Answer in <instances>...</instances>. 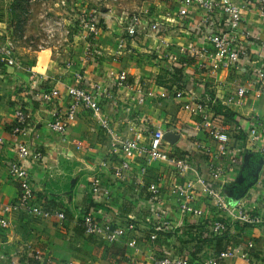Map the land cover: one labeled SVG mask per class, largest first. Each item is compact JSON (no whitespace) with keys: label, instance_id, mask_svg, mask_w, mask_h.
Instances as JSON below:
<instances>
[{"label":"crops","instance_id":"crops-1","mask_svg":"<svg viewBox=\"0 0 264 264\" xmlns=\"http://www.w3.org/2000/svg\"><path fill=\"white\" fill-rule=\"evenodd\" d=\"M105 8L101 34L91 43L82 36L71 38L61 53L50 49L31 52L22 48L17 53L22 69L0 67L3 89L0 96V205L14 201L19 193L18 183L9 177L8 167L16 159L11 128L16 111L23 108L30 114L34 128L31 135L19 136L17 141H26L30 147L45 152L44 159L30 166L29 172L35 203L52 213L48 219H37L22 212L7 215L8 228L0 227V254L6 257L3 264H34L29 259L31 253H43L54 264H150L152 258L167 257L182 243L179 237L171 235L154 244L149 241L146 219H149L150 213L144 205L148 196L147 186H161L162 206L175 217L177 202L169 194L170 186L194 175L191 172L185 178H179L170 155H188L193 167H202L203 160L197 152V145L203 143L215 148L201 128L202 119L183 107L188 100H202L201 95L205 93L213 95L211 88L214 80L206 72L195 68L176 70L174 76L170 75L166 56L169 50L161 47V40L169 43L170 49L178 50L179 47H188L195 39L184 27L181 28L176 8L167 7L161 0H136V13L147 10L148 14L143 15L137 36L119 54H116L117 44L124 34L125 24L120 18L123 8L121 13L109 5ZM43 9L40 7L34 16L40 31ZM190 15L196 21L202 17L201 13L191 12ZM11 21L12 17L6 11L3 17L0 16V23L5 27H13ZM149 21L163 25L160 39L154 38L148 30ZM32 22L31 19L27 22L24 33L31 31ZM87 47L96 53L90 60L84 59ZM65 54L69 59H65ZM109 71H125L130 85V89L115 91L118 99L116 106L109 103L105 108V114L116 130L131 137L127 129L131 123L136 125V130L154 127L166 135L162 147L165 159L149 168L140 186L136 185V171L129 173L125 179L114 177L113 168L119 157L113 153L108 140L98 131L89 114H79L64 136L54 135L45 128L49 115L35 97L41 90H63L73 85L74 75L78 72L84 75L86 82H98L103 87H109ZM221 78L228 83L233 78L241 81V77L235 78L224 72L219 73ZM17 86L22 90H18ZM177 92H182L181 98H175ZM227 112L233 115L234 120L238 119L237 124L243 130L240 133L227 131L229 151L237 160L234 167H229L227 159L222 160V165L228 169L223 179L224 195L231 206L241 199L264 214V164L248 143L246 131L253 121L251 117L256 116L264 122V99H246L242 107H232ZM141 132L143 139H148ZM248 154L253 156L250 158ZM96 176L100 179L102 190L109 193L107 199L91 194L92 180ZM57 213H63L64 218H58ZM85 214L119 227L133 225V229L118 242L106 244L84 234L81 218ZM244 240L255 243V264H264L263 232L246 230ZM131 242H134L132 247L129 246ZM199 251L200 247L197 248ZM224 264L246 263L231 261Z\"/></svg>","mask_w":264,"mask_h":264},{"label":"built area","instance_id":"built-area-1","mask_svg":"<svg viewBox=\"0 0 264 264\" xmlns=\"http://www.w3.org/2000/svg\"><path fill=\"white\" fill-rule=\"evenodd\" d=\"M30 1L32 2L27 0ZM161 2L167 7L177 9L181 28L184 27L195 37L188 47H179L178 50L170 49L169 43L161 40V47L169 50L166 56L170 75L174 76L176 70L195 68L199 72H206L214 80L211 88L213 95L205 93L201 95L203 98L200 97L202 100H188L183 108L198 114L203 122L201 128L215 144V148L203 143L197 145V152L203 160L202 167H193L188 155H170L179 178H185L191 172L194 175L193 178L170 186L169 194L175 197L177 202L175 217L162 206L161 186H147L148 196L144 205L150 213L149 219H146L150 232L149 241L154 244L166 235L182 240L177 249L171 250L170 255L152 258L150 264H224L231 261L255 264V243L251 240L245 241L244 235L249 229L260 230L264 234V214L241 199L231 206L222 189L223 179L228 171L227 167L222 165V160L227 159L229 167L236 166L237 160L229 151L227 131L240 133L243 128L237 124L238 119L234 120V117L231 123H226L216 110L225 112L232 107L240 108L249 98L255 101L264 99V0ZM60 4L65 2L61 0ZM147 12L146 10L127 15L128 20L124 24V34L118 40L116 54L125 51L126 45L137 36L143 15L147 16ZM191 12L201 13V19L196 21L194 16L190 15ZM48 13L47 10L42 12L40 35L30 36L23 33L18 38L13 27H5L0 23V67L22 69L17 58L20 43L31 52L50 49L54 53H60L62 49H66L71 38L82 36L91 43L101 34L102 11H79L77 15L74 14L76 19L73 22L61 18L60 15L50 16ZM147 28L156 39H160L164 32V27L159 22L149 21ZM95 54L87 47L84 59L90 60ZM222 72L235 78L241 77V81L233 78V81L228 83L226 79H219V73ZM107 78L110 80L109 87H103L98 82H86L84 75L78 72L74 75L73 85L63 90H41L35 97L49 115L45 128L54 135L64 136L79 114H89L98 131L108 140L113 153L119 157V162L113 168L114 177L125 179L129 173L136 171V185L140 186L149 168L165 159L162 147L166 142V135L159 128L148 127L141 130L148 136V139L144 140L142 132L136 130V125L131 123L127 128L131 137H126L116 130L112 120L105 114V108L109 103L116 106L118 99L115 91L130 89V85L125 71H109ZM17 89L22 90L18 86ZM2 91L0 83V96ZM190 95L193 96L192 93ZM181 97L182 92L175 94V98ZM251 119L253 121L246 129L247 141L254 147L255 153L261 157L264 164V122L256 116ZM33 128L30 114L23 108L18 109L11 128L16 159L10 162L8 174L18 183L19 193L14 201L0 205L1 229L8 228L7 215L11 213L22 212L37 219L52 217V213L41 204L35 203V192L29 172L30 166L44 159L45 152L30 147L26 141H17L19 136L31 135ZM247 156L251 158L253 154ZM90 191L93 196L102 195L106 199L109 196L107 190H102L98 176L93 178ZM55 215L60 219L64 218L63 213ZM81 225L86 236L96 237L106 244L118 242L133 229V225L119 227L112 223L100 222L91 214L82 216ZM233 240L237 242L232 243ZM129 246H134V242ZM198 247L201 248L199 252ZM44 256L43 253H31L29 259L34 264H54ZM5 259L6 257L0 254V264H3Z\"/></svg>","mask_w":264,"mask_h":264},{"label":"rangeland","instance_id":"rangeland-1","mask_svg":"<svg viewBox=\"0 0 264 264\" xmlns=\"http://www.w3.org/2000/svg\"><path fill=\"white\" fill-rule=\"evenodd\" d=\"M19 0H0V16H4V12L6 11L10 17H12V21L16 24L15 28L17 29L16 34L19 36L23 32V28L28 25L27 22L30 21V19L33 21L31 26V35H40L41 31L39 29V22L35 20L34 16L36 13H38V9L40 7L44 8L43 10L49 11L48 15H60L61 18H65L68 21H75L74 14L77 15L79 11L82 10H99L102 11V13H105V5H109L110 8L113 10H119L118 12L121 13L123 8V14H121L120 18L121 21H124V23L128 20V14L136 13V0H120V1H114V0H63L65 4H60L61 0H32V2H28L23 6V4H18ZM132 6V8H130ZM128 7V8H127ZM25 8V9H24ZM112 10V12H114ZM30 13H29V12ZM59 13V14H58ZM68 13V15L66 14ZM123 18V19H122ZM37 23V25H36ZM13 24V23H12ZM14 29V26H13ZM29 29V27H28ZM30 31V32H31ZM29 32V33H30ZM28 33V34H29ZM27 34V33H26ZM30 35V34H29ZM20 50L23 47V43L19 44ZM65 50L62 49L60 51L64 52ZM56 55H62V54H56ZM66 55L65 59L68 55ZM70 57V56H69Z\"/></svg>","mask_w":264,"mask_h":264},{"label":"trees","instance_id":"trees-1","mask_svg":"<svg viewBox=\"0 0 264 264\" xmlns=\"http://www.w3.org/2000/svg\"><path fill=\"white\" fill-rule=\"evenodd\" d=\"M19 3V5L20 4H23V6H25V4H27L28 2H27V0H19L18 1ZM25 9V8H24ZM14 23V22H13ZM15 26H16V24L14 23V34L16 35V37H20L21 35L19 34V36L16 34V32H17V29L15 28ZM216 113L220 116V118H222V120H224L225 119V121H226V123H231L232 122V120H233V115L232 114H230L229 112H227V111H225V112H222L221 111V109H218V110H216Z\"/></svg>","mask_w":264,"mask_h":264}]
</instances>
